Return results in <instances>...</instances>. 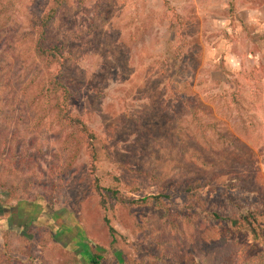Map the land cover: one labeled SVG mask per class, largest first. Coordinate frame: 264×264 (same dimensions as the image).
I'll return each mask as SVG.
<instances>
[{
  "label": "rangeland",
  "instance_id": "374dc122",
  "mask_svg": "<svg viewBox=\"0 0 264 264\" xmlns=\"http://www.w3.org/2000/svg\"><path fill=\"white\" fill-rule=\"evenodd\" d=\"M49 2L0 0V264H91L87 249L101 264H192V245L220 234L260 250L264 209L257 238L208 226L184 187L206 177L201 197L229 205L264 195V0H66L46 42L95 158L58 120L56 59L31 48ZM95 180L147 197L109 206L113 235Z\"/></svg>",
  "mask_w": 264,
  "mask_h": 264
},
{
  "label": "trees",
  "instance_id": "16d2710c",
  "mask_svg": "<svg viewBox=\"0 0 264 264\" xmlns=\"http://www.w3.org/2000/svg\"><path fill=\"white\" fill-rule=\"evenodd\" d=\"M65 2L66 0H50L46 9H44L37 17L31 48L38 56L45 57L50 61H52L51 59H56L57 72L51 73L50 84L53 88L52 92L63 93L61 101H64H62L61 104L59 103L57 109L58 120L67 126L76 127L75 131L87 138L90 156L95 158V149H93L95 137L90 132L88 126L84 123L82 117L71 113L66 103L69 96V89L63 81L65 63L63 61L64 55L62 50L57 45H49L46 42L49 27ZM210 183L211 179L206 177H196L184 187L186 195L188 194L190 197L196 196L199 206L204 208L206 217L203 222L209 226L217 223L219 220H226V222L232 227L244 228L257 238L260 231L258 216L261 215V210L264 209V195L257 192L254 201H236L233 205H229L225 204L226 202L220 203L211 198L201 197L198 192L199 189ZM93 185L99 195L100 205L105 210L103 219L110 235L114 234V229L106 214L109 206L115 204L126 206V204H141L147 201V197L130 200L120 194L114 187L103 188L97 180L94 181ZM236 187L240 188V185L232 186V188ZM102 188L104 190L101 192ZM158 208L160 214L168 215V217L164 216V222L174 225V221L170 219L172 212L168 207L161 204ZM197 219L196 214H190V216H188V223L192 228L195 227L196 229H200ZM87 252L91 264H101V255L97 250L93 254H90L88 249ZM190 252H193L189 254L192 264H264V245L257 252H253L248 245L240 242L235 237L228 236L227 234H220L216 237L204 236L202 237L201 242L196 243L195 246L192 245Z\"/></svg>",
  "mask_w": 264,
  "mask_h": 264
}]
</instances>
